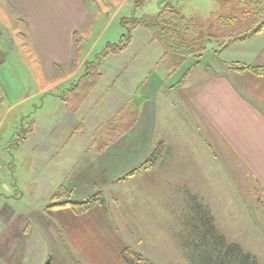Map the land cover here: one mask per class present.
Returning <instances> with one entry per match:
<instances>
[{"label":"crops","instance_id":"obj_1","mask_svg":"<svg viewBox=\"0 0 264 264\" xmlns=\"http://www.w3.org/2000/svg\"><path fill=\"white\" fill-rule=\"evenodd\" d=\"M1 1L6 10L0 8V25L9 28L19 18L33 42L30 46L19 44L12 52H2L8 55L0 57V65L5 67L0 71V80L3 79L0 124L15 106L50 94L76 74L82 62L61 74L53 68L67 64L74 56L78 46L74 44L73 33L78 30L81 17V22L90 20L91 23L86 26V33L83 31L79 36L90 42L95 36V25L101 19V31L106 32L118 15L132 6V0H95L100 11L94 14L95 4L84 0ZM90 10H93L92 16L88 18ZM140 38L141 48L135 49L133 57L146 54V61L149 55H159L158 45L148 34L142 33ZM12 54L16 58L15 65L33 85V92H17L18 86L23 88V85L15 83L20 76L10 61ZM234 61L264 66V29L246 41L230 42L217 57L207 51L200 58H188L174 72L180 74L176 80L173 76L153 87L157 96L155 107L162 110L164 117H157L155 121L154 105L144 101L138 108L135 125L103 151L109 156V165L100 161L96 174L100 180L106 179L108 185L102 202L76 213L68 206L48 207L45 198L42 202L35 198V203L22 207L16 205V198H11V202L7 200L0 210V264H127L122 257L127 247L153 264H172L170 260L180 258L174 248V223L170 222L169 226L162 220V210L168 206L156 202L158 193L152 187H171L172 191L169 193L168 189L164 198L173 202L176 185H210L214 187V202L219 206L218 202L224 198L225 170L232 171V174L229 172L232 184L236 183L233 171H242L252 177L264 193V77L228 65ZM127 101L129 98H124L118 108ZM23 117L21 114L20 118ZM158 121L161 125L155 130L154 123ZM156 132L164 151H160L162 157L151 166L154 175L143 177L138 172V177L137 173L121 177L122 173L136 168L149 153ZM48 136L44 131L27 132L19 143L42 153L47 145L53 146L47 141ZM82 146L90 155L98 152L93 138H88ZM39 165L41 168L45 163ZM208 175L209 181L201 178ZM74 178L78 193L71 199L81 200L91 196V191L95 192L94 188L89 190L86 186L91 181L86 173ZM37 179L33 178L32 182ZM198 194L190 191L188 202L207 201L204 193ZM231 211L234 214L235 209ZM199 213L200 208L197 217H206V213ZM213 232L222 243L225 239L222 230L214 225ZM230 243L251 255L239 243ZM185 256L182 264H199L191 253Z\"/></svg>","mask_w":264,"mask_h":264},{"label":"rangeland","instance_id":"obj_2","mask_svg":"<svg viewBox=\"0 0 264 264\" xmlns=\"http://www.w3.org/2000/svg\"><path fill=\"white\" fill-rule=\"evenodd\" d=\"M84 1L95 4L94 14L100 11L97 3L94 2L95 0ZM134 1L132 0V6L126 13L118 15L106 32L104 30L101 31V19L97 26L95 25V36L90 42H86L83 36H79V33L81 35L85 31L86 26L91 23L90 20L85 23L81 22V17L78 30L76 29L77 31L73 33L74 44L78 46L74 56L67 64H58V66L53 68L56 70V73L61 74L62 72L71 71L82 62L76 74L66 84L58 86L50 94L42 95L39 98L15 106L1 122L0 210L5 206L7 200L11 202V198H16V205L21 207L32 204L35 198L41 200L40 202L45 198L46 202L50 203L52 201L50 195L60 186H63L68 191V198L71 199L72 196L74 197L78 193V185H76L77 181L74 177H81L85 173L88 175V179H91L86 184L89 190L94 188L95 192L93 194H97L102 201L105 199L104 196H106L105 192L108 187L105 183L106 179H103V182L99 176H96L100 161L105 164L107 163L106 166L109 165V156L103 151L118 141L130 129L129 126L131 125L129 122L130 112L124 114L120 111L124 105L120 108L118 106L121 105L124 98L128 97L129 101L127 103H130L134 99L135 101L139 100L140 104L147 101V105L151 104L155 107L157 96L155 95L153 87L160 81H169L173 76L176 80L180 74L174 72L188 58H194L188 56L180 67L173 70L169 58L162 55L159 44L153 40L151 41L155 45H158L159 55H149L146 61V54H139L137 57H133L135 49L137 48L139 50L141 48L142 40L140 37L142 33L149 35L143 27H136L130 31V43L126 48L115 54L109 53L101 56V51L105 45L107 43L118 42L120 35L125 32L124 27L120 25V19L123 15H132L138 18L156 14L158 9L157 0H144L141 4L137 3L138 5L136 6H134ZM174 4L182 13L198 19L206 27L212 21L214 22V26H217V15L230 13V8L232 7V5H229L226 8H219L215 0H174ZM0 8L6 10L1 0ZM92 11H88V18H91ZM105 18L106 16L103 19ZM15 29L16 31H13ZM88 29L91 30L89 27ZM263 29L264 27L258 32ZM224 30L227 31V29ZM256 33H251L244 39H233L232 41H246ZM98 34L100 35L98 36ZM97 36L98 38L96 39ZM19 41L22 43H19ZM226 41L223 38L209 40L204 52L210 51L214 57H217L224 46L232 42ZM32 42V38L28 31L24 29V24L19 18H16L15 23L11 24L9 28L0 25V43H3V46H0V49H3V51L0 50L1 58L8 55V53L6 55L2 52H12L13 47H19V44L20 46H25L26 44L30 46ZM224 42L226 43L222 46ZM87 48H90V51ZM141 55L142 59L140 58ZM99 56L100 58L98 59ZM1 58L0 60H2ZM82 60L98 62L101 76L96 85L91 89L92 92L90 91L86 96L85 102L83 100L82 106L78 109H70L66 106V93L83 72L84 61ZM10 61L20 76V80L18 81L17 79L15 83L22 82L20 85H23V88L18 86L17 92H25L26 94L33 92V85L29 84L27 77L23 74V70L15 65L16 58L14 55ZM234 64L246 65L244 63L239 64L237 61L228 63V65L233 67ZM4 68V66L0 65V71ZM2 85L3 79L1 78L0 88ZM154 110L156 121L157 117L163 116V112L162 110L159 111L157 107ZM21 114H23V118H20ZM20 119L23 120L20 121ZM122 119L123 121H128L125 128L123 127ZM109 123H111L110 126L114 128L118 126L120 129H113L111 127V130L104 132V128ZM154 124L155 130H157V126H160L161 122L158 121V124L156 122ZM98 128L102 129L101 134L97 132ZM121 128L128 129L122 130ZM39 131L46 132L49 135L47 141L53 145L51 147L47 145L44 152L41 153L38 149L29 148L27 145L19 143L23 140L22 137L27 132ZM157 132L154 133L152 149L149 153L144 155L143 160L136 168L122 173L121 177H129L134 173H137L138 177V175L140 176L138 172L143 177H151V175H154L151 174L154 173L150 170L151 166L158 158L162 157V152L160 151H164L161 139L156 137ZM96 134H98L97 137ZM56 136L58 140L55 138ZM88 138H96L97 142L93 141L95 142V147L101 146V149L94 155L85 153L86 149L82 146ZM116 156L114 155L115 158H117ZM93 162L95 163L92 174L91 165ZM41 163H45V166L40 168L39 164ZM156 172L161 173L162 171ZM229 172L232 174V171H223V178L226 185L223 186L224 198L222 202H218L219 206H216L214 202V187L210 185L191 187L176 185L174 187L173 202L170 199L166 201V198H164L168 192L170 193L172 191L171 187L159 185L151 188L153 190L155 189L158 193V200L156 202L168 206L167 209L163 208L162 210V220L166 221L169 226L170 222L174 223V248L176 254H180V258L175 255L176 258L174 260H168L172 264H182L181 262L186 261L185 254L187 253L196 254L198 251L196 249L200 246L205 230L210 235L214 230V225L219 230H222L225 240L228 243L231 241L239 243L244 251L251 253V257L256 258L260 264H264V193L253 178L249 175H244L242 171H233L234 182L236 183L232 184V177ZM33 178H38V181L32 182ZM201 178L204 181L210 180L209 175L206 178ZM227 183L230 184L227 185ZM73 188L74 191H72ZM190 191L197 195H199L198 193H204L207 201L200 203L188 202L187 195L188 193L190 194ZM93 194L91 191L90 195ZM63 195L64 199L67 198L65 194ZM199 208V214L206 213V217H203V215H200V218L197 217ZM203 209H207L205 210L206 212ZM232 209H235L234 214H232ZM220 213H222L221 216ZM191 214L192 217H189ZM216 214L217 217L215 216ZM198 231L200 232L198 233ZM143 257L146 258L145 256ZM196 259L194 261L198 262V258ZM150 263L153 264L152 262Z\"/></svg>","mask_w":264,"mask_h":264},{"label":"trees","instance_id":"obj_3","mask_svg":"<svg viewBox=\"0 0 264 264\" xmlns=\"http://www.w3.org/2000/svg\"><path fill=\"white\" fill-rule=\"evenodd\" d=\"M144 0H135L134 6L141 4ZM219 8H226L232 5L230 13L217 15V26L212 21L206 27L198 19L187 16L174 4V0H157L158 9L155 15H145L135 18L123 16L120 19L125 32L120 35L118 42L107 43L101 51V56L109 53L115 54L123 50L130 43L131 30L136 27H143L150 35L151 40L157 41L162 50V55L168 57L173 70L180 67L188 56L199 58L206 49L209 40L223 38L228 41L233 39H244L251 33H256L264 27V0H215ZM138 3V4H137ZM216 15V14H214ZM216 17V16H215ZM211 19V18H210ZM212 20V19H211ZM245 21V23H244ZM257 24V25H254ZM224 29H227L225 31ZM224 30V31H223ZM74 35V34H73ZM224 42L222 46L226 43ZM100 56L98 57V59ZM83 72L75 80L66 93V106L70 109H78L91 89L100 79L99 64L96 61H84ZM238 70L248 69L256 75L264 77V66L262 65H238L234 64ZM140 106L139 100L132 99L130 103H125L122 113L130 112L131 128L137 120V112ZM123 127L126 121L121 120ZM128 124V123H127ZM104 128V132L111 130L113 126ZM118 126L113 129H118ZM122 130H127V129ZM99 129V128H98ZM97 132L102 133V129ZM120 129V128H119ZM98 134H96L97 137ZM96 141V138L93 139ZM95 143V142H94ZM97 150L101 146H96ZM67 198L64 199V195ZM51 202L48 207L68 206L76 213H81L95 202H102L97 194H93L81 200L68 198V191L63 186L58 187L51 195ZM200 231H198L199 233ZM197 233V232H196ZM202 233V232H201ZM200 233V234H201ZM225 244V251H224ZM197 253H193L194 258H201L199 264H257L251 255L244 253L236 244L217 241L216 235H210L205 230L202 235ZM227 253V254H225ZM122 257L127 264H151L141 254L130 247L122 252Z\"/></svg>","mask_w":264,"mask_h":264}]
</instances>
